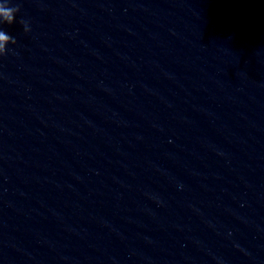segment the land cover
I'll use <instances>...</instances> for the list:
<instances>
[{"label": "clouds", "instance_id": "obj_1", "mask_svg": "<svg viewBox=\"0 0 264 264\" xmlns=\"http://www.w3.org/2000/svg\"><path fill=\"white\" fill-rule=\"evenodd\" d=\"M18 11L19 6L10 7L8 6L7 0H5L4 3H0V25L5 23L8 25H12L15 22V13H17ZM21 23L24 24V30L27 32L29 30L27 23L24 21H21ZM9 42L15 44L16 40L14 37L6 34L4 30H0V55L5 54V45Z\"/></svg>", "mask_w": 264, "mask_h": 264}]
</instances>
